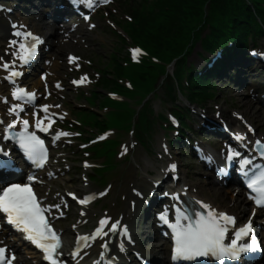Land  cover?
Listing matches in <instances>:
<instances>
[{"label": "rangeland", "instance_id": "obj_1", "mask_svg": "<svg viewBox=\"0 0 264 264\" xmlns=\"http://www.w3.org/2000/svg\"><path fill=\"white\" fill-rule=\"evenodd\" d=\"M115 8L116 10L113 11L115 14L114 17L111 15H107L108 17L107 22L106 21L100 22L101 26L94 31L87 30L89 31V35H84L83 40L79 41V43L70 41L68 43L69 48L63 47V42L59 43L61 50L58 51L57 53L60 54L61 56L57 58V60L59 61L58 65L62 66L60 67L61 70L63 69L62 64H65L66 59H67L66 54L70 52L67 50H70V49L73 51H76L77 53H81L85 58L87 57L92 58V61H91L92 64L87 67L92 72H94V70H98L100 73H102V71L111 70L113 68V61L115 59H119L121 60L120 62H123V58L125 57L124 54L126 52L124 48L125 44L122 42V38L124 39L127 38L128 41H130L129 33L127 32V29L125 28V25L123 23V19H125L126 17L125 12H126V9L128 8V5H124L122 4V0H118V2L115 4ZM114 25H116V28H114ZM127 45H129V43H127ZM126 49L128 50V48ZM158 82L162 84L163 78H161ZM216 86H217L216 88L217 94H215V92L214 94L215 96L216 95L217 96L209 100V102L206 103V107H211L213 104L221 102L224 104L225 109L233 108V106H230L229 103L235 104L236 99L230 96L236 95L237 89L234 86L229 85L228 82L226 81V78L224 80L216 81ZM164 91H165V88L163 87V90H162L163 94H164ZM107 92H108L107 89H101L99 93H100V96H102V95L107 94ZM240 96L243 98V101H245L244 97H247L246 93H241ZM69 102H71L72 106L76 108L87 109L89 106L88 104H86L85 101H83L82 103L75 101L74 93H71ZM159 103H160L159 99L154 101L155 105H159ZM107 105L108 107L113 108V110L109 112V115H111L108 117L110 121L109 127H113L116 131L123 130L125 128V123L117 120L116 115H115V108H114L115 104L109 102L107 103ZM116 106L120 107L121 105H116ZM89 110H93L94 112L98 113V115H100L99 113H101L99 111L98 105H96L95 107L92 106V108ZM244 111L247 114L250 112L251 113L250 118H252L254 121L263 120V117L261 116L260 113H258L255 106L254 107L250 105L246 106L244 108ZM82 128L88 129V126L86 127L82 126ZM173 151L175 152L174 155L175 154L177 155L182 166H186L187 161H189V159H187L188 155L181 154L178 148L177 149L174 148ZM188 171L191 172L192 169L187 168L185 172H188ZM64 182H65V186L67 189L76 190L79 187V183L78 185L71 184V181L68 176L64 178ZM212 193L216 194L217 192L214 189ZM201 194H203L204 196H207L210 199L216 200V196L213 194H210L208 190L203 189V191H201Z\"/></svg>", "mask_w": 264, "mask_h": 264}, {"label": "bare ground", "instance_id": "obj_2", "mask_svg": "<svg viewBox=\"0 0 264 264\" xmlns=\"http://www.w3.org/2000/svg\"><path fill=\"white\" fill-rule=\"evenodd\" d=\"M40 2L41 1H37V0L34 1V3H36V4H38ZM9 7L10 6H7V8H9ZM25 7H26V4H24L22 2H17V3H15V5L13 7L10 8V10L13 11L14 8H16V11L18 13H21V14H24V15L27 13V14L30 15L33 7L28 8V9L25 8ZM53 10L56 11V9H53ZM27 18H30L31 19L32 16H27ZM19 20H20V18H19ZM40 28L47 29V27L45 25H43V24L40 26ZM7 31H9L8 20H5L4 23L2 22V20H0V54H1V51L3 49V46H5V45L7 46L6 49L7 48H12L13 49V47L12 46L9 47V45L7 43V37H8ZM66 32H68V31H64L63 33H66ZM52 33L55 34L56 33L55 30L53 32H51V34ZM58 34L59 33L57 32V35ZM11 38H13V37H11ZM0 73L4 74L5 72L0 70ZM5 74H7V72ZM4 82H5V79L4 80H0V86H1L0 89H2V85L4 84ZM1 92H0V94H1ZM1 98H2V95H1ZM236 99L238 100V108L242 110L243 107L245 106V101H243V98L241 96L240 97L236 96ZM52 110L53 111H56L54 108ZM238 117H239V115H235V118H238ZM230 121L232 123L234 122L232 119H230ZM231 122H226V123L228 125H232ZM216 129L218 131L217 132L218 135L221 136L222 134H225L223 132H220L219 131V128H216ZM223 136L226 137L225 135H223ZM162 152L165 153V149H163V147H162ZM134 153H135V156L138 157L139 153H138V151L136 149H134ZM142 161H143V165L140 167V169L144 172V174L147 173V171L149 170V167L152 170H154L155 173H156L155 180L154 179L153 180H150L151 181L150 182V185H151V183H155L156 182V178L158 177L157 174L160 171H162L163 173L166 172V163H164V162H162L160 165H156L155 166V164L152 161H150L149 159H147L146 157H142ZM178 170L180 171L181 169L178 168ZM136 173L137 172L135 170V167H131L130 169L125 170L124 172H121L120 173V175L123 177V182H122L123 184L121 183L122 186L120 188L122 190V193H124L125 195H127L128 198H131V205L133 207H136V208L138 207V209L140 211V214L139 213H136V211H132V210H129L126 213L124 211V213H123L124 214V219L125 218H129L130 219L129 220V224L131 222L130 215L131 216H134V217H137V219H139L138 222H137V224L135 226H137L140 223V220L143 219V212H142V210L145 209V207H144L145 206V198L148 200V195L146 193V191H148L147 190L148 189L147 188V180H144L141 184L139 183L137 185V182L136 181L134 182V180H135L134 177H135ZM166 178L168 179V177H166ZM73 179H71V180H73ZM180 185H188V183H185V181H184V183H180ZM193 186L194 185H190V192L192 193V196L193 197H198V195L194 191ZM214 186L215 185L213 183H211L210 186H209V188H208V190H212ZM163 189H165V188H163ZM121 190L119 191V193L121 192ZM204 190H206V189L204 188ZM173 191H175V190L171 189L170 190V193H173ZM223 192L224 193H228V191H226V189H223ZM220 195L222 196L221 193H220ZM237 195H239V198L238 197L236 198L235 207H242L241 213H237L238 214V218L239 219H242L245 213H249V215H251L252 212H251L250 209H248L249 202H248V200L246 198H244L242 192L237 193ZM227 196H229V195H227ZM232 197H234V196L232 195ZM111 198H117V195L115 193H112L111 194ZM158 202H159V200L158 199H155V203H158ZM127 203L128 202H126L124 204L127 205ZM171 203H173V202L171 201ZM145 210L147 211L146 214L148 215V221L151 222L152 221V215H154V212L152 213V207L151 208H148V209L146 208ZM161 211H162V209H161ZM119 212H120V210H118V209H116V211H111L110 213H108L106 215V217L103 218L104 219V222H106V221H108L110 219H113V218L116 219L120 215ZM127 215H129V216H127ZM255 221H256V218H255ZM256 223H257V221H256ZM135 226L132 225L131 227L134 229ZM137 228H138V226H137ZM142 228L145 231L144 226L143 227L140 226V232L142 231ZM71 232L73 233V230H71V229L70 230L67 229L65 231V234H66V236L68 238H70ZM83 233H86V232H83ZM83 233H81V234H83ZM146 233L148 235L146 234V240L145 241H144V239L142 240L143 235L141 233L140 239L142 240V242L139 243V246L140 247H144V249L147 250L146 251L147 254L151 258H154V256H156V257L160 258V260H164L165 259V253H166V248L167 247L165 245H163L162 247H160V245H158L157 243H155V241H151V240L154 239L153 231L151 229H148L146 231ZM12 239L15 240V241H17V238H15V237L12 238ZM11 242L12 241H10V243ZM92 244L95 246L94 249L96 251L102 250V248L99 245L93 243V241H89V245H92ZM71 252H72V250H70V253ZM33 256H28V257H33ZM21 262H22V264H32V262H38V260L37 259H34V261L31 262L29 259H27V256H26V259L25 260H22L21 259Z\"/></svg>", "mask_w": 264, "mask_h": 264}, {"label": "trees", "instance_id": "obj_3", "mask_svg": "<svg viewBox=\"0 0 264 264\" xmlns=\"http://www.w3.org/2000/svg\"><path fill=\"white\" fill-rule=\"evenodd\" d=\"M208 0H156L155 11L143 19L140 26L134 30V41L140 39L142 45L147 49L156 48L155 44H159L157 51L162 47H174L184 38L187 39L191 35L192 19L200 17V13ZM232 0H216V5L225 6ZM239 1V0H236ZM233 5L231 6V9ZM219 14V8L213 9L211 17L215 18ZM230 14L233 12L230 10ZM214 23V22H213ZM146 24L150 26L151 35H145L144 29ZM146 36V37H145ZM143 41H142V39ZM144 42V43H143ZM121 73V68H116Z\"/></svg>", "mask_w": 264, "mask_h": 264}]
</instances>
